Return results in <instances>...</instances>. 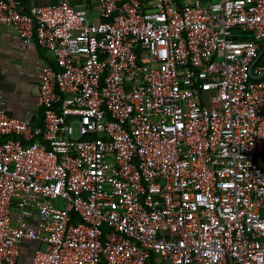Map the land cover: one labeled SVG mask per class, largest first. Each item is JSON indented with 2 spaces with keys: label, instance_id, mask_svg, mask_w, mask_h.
Returning a JSON list of instances; mask_svg holds the SVG:
<instances>
[{
  "label": "built area",
  "instance_id": "built-area-1",
  "mask_svg": "<svg viewBox=\"0 0 264 264\" xmlns=\"http://www.w3.org/2000/svg\"><path fill=\"white\" fill-rule=\"evenodd\" d=\"M72 2L0 0L53 60L41 124L0 108V264H264V0Z\"/></svg>",
  "mask_w": 264,
  "mask_h": 264
},
{
  "label": "crops",
  "instance_id": "crops-1",
  "mask_svg": "<svg viewBox=\"0 0 264 264\" xmlns=\"http://www.w3.org/2000/svg\"><path fill=\"white\" fill-rule=\"evenodd\" d=\"M52 2L53 0H35L34 5L26 4L33 12L34 7ZM72 4L85 5L92 11L90 19L95 16L93 0H73ZM52 62V56L42 50L36 41L25 44L14 28L0 26V108L18 119H29L34 124H41V67ZM261 164L264 167V156ZM11 211L15 222L18 215L16 202H13ZM29 222L39 228L37 219ZM42 246L38 241L22 240L17 264H32L36 250Z\"/></svg>",
  "mask_w": 264,
  "mask_h": 264
},
{
  "label": "trees",
  "instance_id": "trees-1",
  "mask_svg": "<svg viewBox=\"0 0 264 264\" xmlns=\"http://www.w3.org/2000/svg\"><path fill=\"white\" fill-rule=\"evenodd\" d=\"M18 3L19 5L23 8L24 12L27 13V14H32L33 12L29 9L28 5L23 1V0H18ZM242 39H246V40H249V39H252L251 35H246L244 37H242ZM264 80V77L263 79Z\"/></svg>",
  "mask_w": 264,
  "mask_h": 264
},
{
  "label": "rangeland",
  "instance_id": "rangeland-1",
  "mask_svg": "<svg viewBox=\"0 0 264 264\" xmlns=\"http://www.w3.org/2000/svg\"><path fill=\"white\" fill-rule=\"evenodd\" d=\"M184 1H191V2H193L194 0H184Z\"/></svg>",
  "mask_w": 264,
  "mask_h": 264
}]
</instances>
